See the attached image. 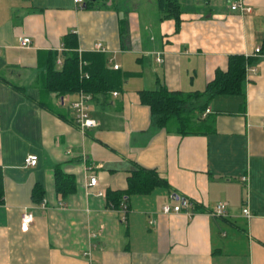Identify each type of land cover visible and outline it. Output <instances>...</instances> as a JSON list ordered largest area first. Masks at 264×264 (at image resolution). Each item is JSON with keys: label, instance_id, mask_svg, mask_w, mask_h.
I'll return each mask as SVG.
<instances>
[{"label": "crops", "instance_id": "1", "mask_svg": "<svg viewBox=\"0 0 264 264\" xmlns=\"http://www.w3.org/2000/svg\"><path fill=\"white\" fill-rule=\"evenodd\" d=\"M178 1L179 18L157 0L146 15L122 0H0V264H264V0L246 13ZM97 42L123 83L92 99L98 125L83 131L79 92L47 93L46 75L74 50L86 73ZM236 55L250 59L242 95L213 97L190 133L154 124L142 91L203 92ZM141 170L152 182L133 186Z\"/></svg>", "mask_w": 264, "mask_h": 264}, {"label": "trees", "instance_id": "2", "mask_svg": "<svg viewBox=\"0 0 264 264\" xmlns=\"http://www.w3.org/2000/svg\"><path fill=\"white\" fill-rule=\"evenodd\" d=\"M87 6L92 2L85 3ZM158 8L167 17L179 18L178 0H157ZM76 36L72 34L68 38V47L77 48ZM81 59L87 62L85 71L88 77H82L80 72V55L78 51L64 53V65L61 69L50 65L46 75L45 91L49 94L65 97L80 91L90 94L94 99L105 97L108 93L120 90L123 77L119 69H109L105 53L87 52L81 54ZM250 59L244 55L230 57L227 71L218 70L215 79L211 81L206 90L196 93H183L170 91L166 87H160L154 91H142V101L151 108L154 124L159 128L178 129L184 133H190V125L194 120H201L206 112L210 100L218 95H242L246 77V68ZM132 177L135 182L145 183L151 181L146 170H141ZM152 182V181H151ZM1 189V185H0ZM118 205V204H117Z\"/></svg>", "mask_w": 264, "mask_h": 264}, {"label": "built area", "instance_id": "3", "mask_svg": "<svg viewBox=\"0 0 264 264\" xmlns=\"http://www.w3.org/2000/svg\"><path fill=\"white\" fill-rule=\"evenodd\" d=\"M74 2H75V4H77L80 7H82L84 4V0H74ZM230 8L233 11H239L241 13L251 12V10H252L251 7L249 5H247V0H239V1L235 2L234 4H232ZM29 44H30L29 38L21 39V45L22 46H28ZM93 51L107 53L108 48L106 46H104V44L102 42H97L94 45ZM261 51H262V49L258 48V49H256L254 54H256V55L260 54ZM159 61H161V59H159ZM57 64L62 65V61L60 59L57 60ZM82 64H83V66L84 65L86 66V63L81 61V65ZM114 69H119V65H114ZM83 74H82V77H84V76L88 77L87 73H83ZM78 95H79L78 99L71 103V108L74 112V119H75L76 124L83 131L87 128L96 127L98 125V122L91 115V101H92L93 97L90 94L85 93L83 91H80L78 93ZM113 95L116 97L119 95V92L114 91ZM209 112H210V109H207L206 113H209ZM38 161H39L38 155H29L26 159V165L37 166ZM89 183L91 186H96L98 183L97 177L92 176L90 178ZM188 206H189V203L187 200H179V204L174 206V207H172L170 205H165L163 207V212L166 214L171 213L172 211L180 212L184 207H188ZM243 213L247 218L252 217V213L249 210V208H244ZM213 215L216 217L227 216L226 205L225 204H218L216 209L213 212ZM32 221H33L32 215L27 214V213L24 214L23 219H22V229L25 231L28 230Z\"/></svg>", "mask_w": 264, "mask_h": 264}, {"label": "rangeland", "instance_id": "4", "mask_svg": "<svg viewBox=\"0 0 264 264\" xmlns=\"http://www.w3.org/2000/svg\"><path fill=\"white\" fill-rule=\"evenodd\" d=\"M145 0H122V5L127 4L132 6V4H137L139 5V11L142 12L143 15H146V13L150 12L152 10L151 5H148L146 2L144 3Z\"/></svg>", "mask_w": 264, "mask_h": 264}]
</instances>
